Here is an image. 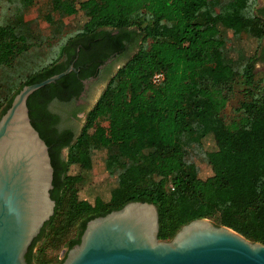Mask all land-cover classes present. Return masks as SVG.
Instances as JSON below:
<instances>
[{"label":"trees","instance_id":"trees-1","mask_svg":"<svg viewBox=\"0 0 264 264\" xmlns=\"http://www.w3.org/2000/svg\"><path fill=\"white\" fill-rule=\"evenodd\" d=\"M47 1L42 18L50 37L36 20L25 19L34 0H11V17L0 22V117L23 86L64 72L60 59L67 54L72 60L79 43L121 54L124 41L133 53L71 143L54 140L46 105L78 93L74 74L28 98L31 124L48 147L55 207L29 246L26 263L45 264L48 244L59 245L76 225L65 243L70 250L88 221L134 201L157 207L160 240L169 241L182 226L204 218L264 245V70L254 72L255 59L264 60V5L258 8L257 0ZM77 14L83 24L64 36L62 20ZM106 28L118 31L112 43L102 39L100 30ZM249 39L257 46L246 56ZM49 40L52 56L21 82L19 65L35 51L40 55ZM157 73L163 79L154 85ZM233 96L238 105L226 121L223 111ZM208 137L214 143L209 151L203 145ZM62 147L68 149L61 159ZM96 151L105 152L104 170L114 187L107 201L95 199L93 212L79 213L77 192L89 181ZM195 158L209 166V177L199 176ZM81 164L89 169L69 174L71 166Z\"/></svg>","mask_w":264,"mask_h":264},{"label":"water","instance_id":"water-1","mask_svg":"<svg viewBox=\"0 0 264 264\" xmlns=\"http://www.w3.org/2000/svg\"><path fill=\"white\" fill-rule=\"evenodd\" d=\"M73 71L26 85L0 117V264H27L26 252L54 213L48 147L31 124L27 100ZM25 199L28 214L19 217ZM157 207L129 202L87 222L61 264H264V245L200 218L169 241L158 238Z\"/></svg>","mask_w":264,"mask_h":264},{"label":"rangeland","instance_id":"rangeland-1","mask_svg":"<svg viewBox=\"0 0 264 264\" xmlns=\"http://www.w3.org/2000/svg\"><path fill=\"white\" fill-rule=\"evenodd\" d=\"M11 0H1L0 2V22H6L10 19L12 14V4L10 3ZM47 0H34L33 4L27 9L25 12V19L26 20H36L38 28L42 31V34L46 37H50L49 27H47V23L43 20L42 15L45 14L48 7ZM264 5L263 0H257V7L260 8ZM55 19L57 16L55 15ZM64 29L63 35L66 36L67 34L75 32L76 29L80 28V26L84 22V18L81 14H77L75 16L67 17L62 20ZM46 46H41V54L38 55L35 52H31V56L34 58H27L19 65V74H20V81L23 82L22 78L27 76V74L35 69H37L41 62H45L52 56L50 51V44L52 40ZM242 45V44H241ZM245 45V44H244ZM264 45V41L261 43ZM246 48H245V55L251 56L256 49L257 43L249 39L246 41ZM261 49H258V54L260 53ZM40 52V51H37ZM45 60V61H44ZM264 70V62H260V60H256L254 62V72L261 73ZM238 105V96H233L230 102L228 103L227 107L223 111V117L226 121L230 120L234 115V109ZM241 138V137H239ZM241 141V140H240ZM204 149L209 151L214 148V143L211 138H207L203 142ZM105 157L104 151H96L93 153L92 156V169L89 172V181L86 185H84L78 192H77V205L76 211L79 213H90L95 210L94 202L95 199L100 198L103 201H107L110 196V191L114 187V179L108 177L107 173L104 170L103 166V159ZM198 168H199V176L201 178H207L211 175V170L209 166L201 161L198 158L194 159ZM87 166L81 165H73L69 168V174L75 175L82 173L83 171L88 170ZM210 221V220H209ZM212 222V221H211ZM213 223V222H212ZM214 224V223H213ZM76 225L73 226L63 237L56 247L48 246L45 249V264H57L66 254V247L65 243L67 240L74 237ZM43 241H40L38 247L42 245Z\"/></svg>","mask_w":264,"mask_h":264},{"label":"flooded vegetation","instance_id":"flooded-vegetation-1","mask_svg":"<svg viewBox=\"0 0 264 264\" xmlns=\"http://www.w3.org/2000/svg\"><path fill=\"white\" fill-rule=\"evenodd\" d=\"M100 32H104L106 38L102 39L107 43H112V39L118 34V31L110 28L100 30ZM122 43L125 45V49L121 54L118 52L107 53L105 47L96 48L97 46L92 42L79 43L72 50L74 52L72 60L66 56L67 54L60 59L59 62L63 63L66 69L70 66L73 67V71L70 73L74 75L71 79L77 84L78 93L74 92L64 99L51 98L47 102L49 130L55 141H60L58 139L60 137L71 143L78 136L87 112L96 103L110 78L133 53L126 42ZM260 62L263 63L264 60H260ZM56 144L58 145L57 142ZM67 149L68 147L60 149L61 159L66 156Z\"/></svg>","mask_w":264,"mask_h":264},{"label":"bare ground","instance_id":"bare-ground-1","mask_svg":"<svg viewBox=\"0 0 264 264\" xmlns=\"http://www.w3.org/2000/svg\"><path fill=\"white\" fill-rule=\"evenodd\" d=\"M28 207L25 204V199H21L18 205V215L19 217L27 216Z\"/></svg>","mask_w":264,"mask_h":264},{"label":"built area","instance_id":"built-area-1","mask_svg":"<svg viewBox=\"0 0 264 264\" xmlns=\"http://www.w3.org/2000/svg\"><path fill=\"white\" fill-rule=\"evenodd\" d=\"M163 79V75L161 73H157L152 77V83L154 85H158Z\"/></svg>","mask_w":264,"mask_h":264}]
</instances>
